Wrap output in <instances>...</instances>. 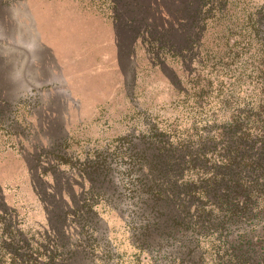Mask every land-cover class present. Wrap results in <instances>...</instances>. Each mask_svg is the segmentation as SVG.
<instances>
[{"label": "trees", "instance_id": "16d2710c", "mask_svg": "<svg viewBox=\"0 0 264 264\" xmlns=\"http://www.w3.org/2000/svg\"><path fill=\"white\" fill-rule=\"evenodd\" d=\"M153 5L149 57L172 51L182 68L165 121L135 133L128 118L122 160L105 146L82 162L88 195L55 225L0 211V264H264V0ZM102 207L123 236L98 227Z\"/></svg>", "mask_w": 264, "mask_h": 264}, {"label": "rangeland", "instance_id": "374dc122", "mask_svg": "<svg viewBox=\"0 0 264 264\" xmlns=\"http://www.w3.org/2000/svg\"><path fill=\"white\" fill-rule=\"evenodd\" d=\"M155 1L0 0V211L22 226L49 228L82 202L89 182L77 169L105 146L122 160L128 118L135 133L153 116L165 121L182 68L172 51L152 60L146 50L162 21ZM112 164L120 182L122 162ZM102 208L98 227L120 236L117 212Z\"/></svg>", "mask_w": 264, "mask_h": 264}]
</instances>
